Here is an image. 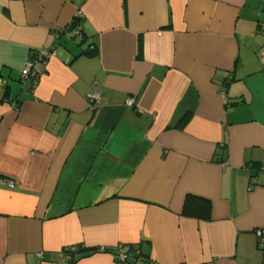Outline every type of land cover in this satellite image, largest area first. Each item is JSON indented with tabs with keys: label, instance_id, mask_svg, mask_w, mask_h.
I'll return each mask as SVG.
<instances>
[{
	"label": "crops",
	"instance_id": "crops-1",
	"mask_svg": "<svg viewBox=\"0 0 264 264\" xmlns=\"http://www.w3.org/2000/svg\"><path fill=\"white\" fill-rule=\"evenodd\" d=\"M0 79V264H264V0H0Z\"/></svg>",
	"mask_w": 264,
	"mask_h": 264
},
{
	"label": "built area",
	"instance_id": "built-area-1",
	"mask_svg": "<svg viewBox=\"0 0 264 264\" xmlns=\"http://www.w3.org/2000/svg\"><path fill=\"white\" fill-rule=\"evenodd\" d=\"M77 16L79 17V19L76 20L77 22L75 21V26L73 27L72 32L76 38L80 39L81 24L79 20L81 19V15L78 14ZM54 55H55V52L49 49H43V50L34 52L29 57L24 68L22 69L20 73V80L24 81L25 79H29L32 83H36L38 79L41 77V75L44 73L47 61L50 58H52ZM0 85H1V79H0ZM87 98L91 104H95L97 101H99L100 95L97 92H93L90 95H88ZM133 104H134L133 99H129L127 101V105L130 106ZM9 186L12 187L13 185L9 184ZM257 235L259 237H264V233H261V232H257ZM262 241H264V239H262ZM113 256L119 262H126L129 258H131L129 255L122 253L120 251L113 252Z\"/></svg>",
	"mask_w": 264,
	"mask_h": 264
},
{
	"label": "trees",
	"instance_id": "trees-1",
	"mask_svg": "<svg viewBox=\"0 0 264 264\" xmlns=\"http://www.w3.org/2000/svg\"><path fill=\"white\" fill-rule=\"evenodd\" d=\"M78 19H79V17L76 16L75 21ZM79 21H81V19ZM74 26H75V22L71 23L70 26L63 29L59 35H61L64 32L70 31L72 33V37L75 38V36L73 35V32H72ZM80 34H81L80 39H82L83 38L82 30L80 31ZM182 215L185 217H189V218L208 220L210 218V203L206 199H202V198H198V197H194V196H187L185 198V201H184V205H183V209H182ZM73 250L77 251L78 248L74 247V249H69V253L73 252ZM78 251L79 252H99V251H101V252H116L115 249L111 250V249H105V248L90 249V250L79 249ZM125 254L129 255L128 253H125ZM130 257L132 258L131 262L133 264H136L140 260V254L137 252L135 254L131 255Z\"/></svg>",
	"mask_w": 264,
	"mask_h": 264
}]
</instances>
